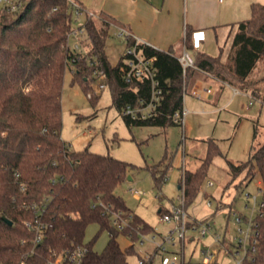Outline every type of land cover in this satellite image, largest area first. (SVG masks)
Here are the masks:
<instances>
[{"label": "trees", "instance_id": "16d2710c", "mask_svg": "<svg viewBox=\"0 0 264 264\" xmlns=\"http://www.w3.org/2000/svg\"><path fill=\"white\" fill-rule=\"evenodd\" d=\"M75 1L85 16L83 50L71 46L69 33L75 20L70 0H24L16 10L0 5V264H19L23 260L27 264H49L55 254L79 245L87 247L83 264H130L134 241L154 231L117 193L134 165L88 147L73 150L62 138V90L68 66L74 69V80L88 89L90 77L97 78L94 70L98 62L111 87L113 105L121 112L128 104L138 105L151 97L150 81L126 79V52L117 64L111 63L106 51L109 17L103 13L92 15ZM236 25L226 60L221 54L198 51L194 65L186 69L173 52L138 45L143 54L156 57L163 93L153 115L133 119L123 114L126 123L163 127L177 123L173 114L183 110L189 82L200 71L241 85L263 100L264 4L253 2L250 17ZM126 38L127 47H132L135 39ZM258 132L255 126L254 137ZM206 143L207 152L199 166L185 169L179 181L185 208L202 191L214 159L226 156L217 139L209 138ZM170 166L166 162L164 167L151 168L159 190ZM227 166L231 180L244 173L239 187L259 175L264 201V141L252 144L246 160L227 159ZM111 211H121L126 225L115 224ZM36 216L46 225L40 242L35 240V226L28 223ZM259 221L260 240L245 264H264V215ZM94 223L99 225L98 234L109 232L102 250L93 247L98 234L86 241V230ZM121 233L132 240L130 245L121 246Z\"/></svg>", "mask_w": 264, "mask_h": 264}, {"label": "rangeland", "instance_id": "374dc122", "mask_svg": "<svg viewBox=\"0 0 264 264\" xmlns=\"http://www.w3.org/2000/svg\"><path fill=\"white\" fill-rule=\"evenodd\" d=\"M261 3L264 4V2ZM247 14L245 17L250 16V10ZM83 22L82 15L81 21H75L74 26H79ZM106 51L112 64H117L126 51L124 39L114 33L112 27L109 28ZM258 74L257 72L256 76ZM90 79L88 82L91 87L87 89L84 84L74 80V69L70 66L66 68L62 90V138L73 150L88 147L94 152L110 154L134 165L128 172L126 180L117 188V193L123 197L130 208L153 226L154 231L147 233L146 237L156 234V241H161L160 234L164 235L172 230L173 223L161 220L165 211L159 213L158 210L163 207L167 211V209L172 210L174 207L184 205L180 198L183 189L178 187L182 166L190 170L195 169L200 164L201 158L206 155V140L215 138L226 156H218L214 159L202 191L186 209L191 216L199 220L208 218L214 221L211 232L217 231L224 234L228 231L230 233L228 239L233 240L236 231L231 218L228 217L230 209L246 214L251 213L250 209L244 206L246 199L238 192L240 193L243 189L242 193L247 191L257 193L260 201L262 192L257 184L259 175L239 189L236 182L228 183L230 178L227 172V159L246 160L252 144L263 142L264 104L253 99L254 104L249 105V108L247 96L235 95L229 89L222 93L218 92L214 101L202 99L189 92L194 81L192 79L184 97L183 110L187 113L184 125L171 123L166 127L129 126L122 112L113 105L110 85L106 84L104 88H100L97 78L90 77ZM205 86V83L197 82L193 87L203 91ZM255 126L259 129L256 141L254 140ZM166 162L171 163L172 167L169 168L167 178L162 184V189L159 190L151 168L164 167ZM243 175L244 173L236 179L242 182ZM208 180H212L214 184L209 185ZM129 186L141 189L143 191L141 198L132 195ZM208 198L211 199V204L208 203ZM220 201L223 202V207H219ZM98 232L99 225L90 224L86 230V241L94 239ZM188 234L196 236V239L193 242H186V264L202 263L204 256L200 253L201 246L212 243V233L209 232L203 237H198L197 231H191ZM108 239L109 232L101 231L94 241V249L102 250ZM119 241L122 247L132 243V240L124 233L119 235ZM179 247V243L176 246H170L175 251ZM213 248L218 251L219 264H236L239 260L229 251V249L233 250L230 243L226 247L220 248L214 245ZM137 249L143 253L152 252L154 244L147 241L141 244L140 239L134 241L135 252L128 257L130 264H136L139 260Z\"/></svg>", "mask_w": 264, "mask_h": 264}, {"label": "built area", "instance_id": "2783aa9c", "mask_svg": "<svg viewBox=\"0 0 264 264\" xmlns=\"http://www.w3.org/2000/svg\"><path fill=\"white\" fill-rule=\"evenodd\" d=\"M24 0H0V5L16 10L21 7ZM74 9V20L81 21L83 10L79 3L75 0H70ZM93 14V13H90ZM85 26L81 24L74 26L69 33L71 46L78 50H83V38L85 33ZM120 35L132 36L135 39V44L132 47L126 48V54H128L127 64L128 68L125 73V77L128 81L139 80V81H150L151 82V97L147 102H141L138 105L128 104L124 107L122 114L130 116L133 119H145L153 115L157 105L161 102L163 88L161 87L160 80L158 78V71L155 66V56H147L143 54L142 50L138 49V45L145 44L137 37H135L131 31L122 27L120 29ZM73 39V40H72ZM151 46V45H150ZM180 60L186 69L189 66L194 65V60L188 51H184L180 56ZM98 67L94 70V75L99 81V87L104 88L106 86L105 78L106 73L99 63L96 62ZM194 94L198 95L197 91ZM251 100L255 99L251 94ZM186 111H176L173 114V119L179 124H185ZM211 185L212 181H208ZM22 188L25 187V183H21ZM260 192L263 191L262 185L259 186ZM129 191L132 195L140 198L143 191L139 188L130 186ZM243 196L246 199L245 208L250 209V214L243 213L241 211L230 209V217L233 225L235 226V235L233 240L228 239L230 233L225 231L221 234L217 231L211 232L214 227V221L208 218L197 219L192 217L187 209L184 207H174L169 212H165L161 216V220L173 223V228L162 236L161 241H156V235L152 237H146V234L141 235L140 243L143 244L146 240H150L154 244L152 252H141L139 249V260L136 264H186V242H190L196 239V236H191V231H197L198 237L206 236L209 232L212 233V243L205 244L201 248V254H203V262L199 264H219L218 251L213 246L218 245L220 248L227 246L230 243L233 246V250L229 251L231 254L239 259L236 264H245L247 257H250L253 252L256 251L257 245L260 240L261 230L259 217L264 215V201H260L257 193L243 192ZM184 202V193L180 196ZM208 203L211 204V199L208 198ZM223 202L220 201L219 207H223ZM35 209H40L39 205L34 204ZM110 211L109 208H107ZM114 215V223L119 224L120 227L126 225V220L123 218L121 211H111ZM30 225H34L36 229L37 242L43 239L44 232L46 229L45 223L40 221V216H36L34 222H29ZM228 239V241H227ZM179 243V249L172 250L170 246H176ZM87 252V247L84 245L76 246L73 249L62 251L59 254H55V258L49 261V264H83L84 256ZM19 264H27L24 260Z\"/></svg>", "mask_w": 264, "mask_h": 264}, {"label": "crops", "instance_id": "0c3cea01", "mask_svg": "<svg viewBox=\"0 0 264 264\" xmlns=\"http://www.w3.org/2000/svg\"><path fill=\"white\" fill-rule=\"evenodd\" d=\"M78 1L82 3L86 12L93 14L103 13L107 15L111 21L110 27L113 28L114 33H117V35L124 39L125 48H127V38L119 34L122 27L128 29L135 37L147 42L151 46L160 50L171 51L179 57L186 50L194 59L196 53L201 51L213 56L221 54L223 60L227 59L230 52L233 35L237 28L236 23L250 17L245 16L248 15L247 13L249 10L251 13V5L253 2H264V0ZM82 15L84 16V13ZM192 43L193 48H189ZM193 79L194 81L189 91L192 95L214 101L218 92L222 93L229 89L233 91L235 95L242 94L247 96L249 100L248 107L254 104L250 97V91L244 89L241 85L237 86L230 84L203 71L196 73ZM197 82L206 84L203 91H199L193 87ZM194 91H197L199 94H194ZM254 98L260 101L261 104H264V99ZM255 139L257 138L254 137V140ZM170 167H172V165ZM185 169L188 168L182 166L179 181ZM228 175L230 178L228 183L232 184L236 182V186L239 189V180H231V175L229 173ZM248 183H244L241 187ZM257 184L259 186L262 185L261 178L258 180ZM178 187L181 188L179 184ZM242 191L243 189L240 190V193L238 192L240 196L243 195ZM162 208L163 207L158 210L159 213ZM164 211H166V209H164ZM228 217L231 218L230 214H228ZM146 241L153 244L150 240ZM146 241L144 243H146ZM202 247L203 246H201V248Z\"/></svg>", "mask_w": 264, "mask_h": 264}, {"label": "water", "instance_id": "95a60500", "mask_svg": "<svg viewBox=\"0 0 264 264\" xmlns=\"http://www.w3.org/2000/svg\"><path fill=\"white\" fill-rule=\"evenodd\" d=\"M129 178H131V177H129ZM9 223H12V221L11 220H9V219H7V218H5Z\"/></svg>", "mask_w": 264, "mask_h": 264}]
</instances>
